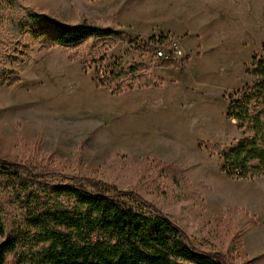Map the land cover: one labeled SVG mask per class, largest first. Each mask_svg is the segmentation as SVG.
<instances>
[{"label": "rangeland", "instance_id": "rangeland-1", "mask_svg": "<svg viewBox=\"0 0 264 264\" xmlns=\"http://www.w3.org/2000/svg\"><path fill=\"white\" fill-rule=\"evenodd\" d=\"M13 1L11 9L0 6V83L3 76L6 80L0 85V158L51 166L56 174L45 180L54 185H82L94 192L86 184L91 182L109 193L121 192L130 206L161 213L181 228L191 245L224 255L227 264H264V177L226 176L217 154L206 147L227 148L241 138L225 117V95L255 82L240 71L245 72L254 54H264V0L234 1L236 8L247 3L253 43L262 40L257 47L253 44L250 59L238 68L231 65V70H225L228 63H216L208 69L214 74L210 77L197 67L201 55H192L183 94L176 96L180 102L169 104L163 100L164 80L151 74L160 63L153 54L157 41L142 36L141 21L129 18L164 14L166 0ZM24 11L65 25L85 19L122 40L50 47L45 38L33 36L45 27L15 32L13 24L23 23ZM165 25L164 19L156 22L154 32ZM184 61L173 62L179 66ZM132 65L138 71L119 80L127 90L114 94L108 82L112 67ZM191 71L198 74L195 80ZM148 80L155 86L145 88ZM152 159L179 167L184 182L178 186L161 176L147 162ZM0 206L6 234L21 236L26 231L23 216L4 184ZM21 245L7 264H24Z\"/></svg>", "mask_w": 264, "mask_h": 264}, {"label": "trees", "instance_id": "trees-1", "mask_svg": "<svg viewBox=\"0 0 264 264\" xmlns=\"http://www.w3.org/2000/svg\"><path fill=\"white\" fill-rule=\"evenodd\" d=\"M13 2L0 0V6L11 9ZM23 17V23L13 24L15 32L24 27H45L33 36L36 40L45 38L50 47L70 48L89 39L122 40L120 34L85 19L65 25L30 11H24ZM111 21L115 22L114 18ZM164 40L163 36L149 39ZM171 66L178 67V63L158 64ZM138 68L112 67L108 82L114 85V94L127 90L119 80L135 74ZM244 73L255 82L225 95V117L235 123L241 138L227 148L206 145L217 154L221 172L236 180L264 177V54H254ZM3 77L0 85L6 83ZM16 82L14 79L10 85ZM154 86L152 80L144 84L145 88ZM147 162L174 184L184 182L179 167L155 159ZM54 174L51 166L38 162L0 158V188L4 184L10 189L26 230L21 236L13 231L7 235L0 206V264H7V257L16 254L21 243L26 249L24 264H227L224 255L191 245L181 228L161 213L130 206L121 192L109 193L91 182L86 184L94 192L82 185H54L45 180Z\"/></svg>", "mask_w": 264, "mask_h": 264}, {"label": "crops", "instance_id": "crops-1", "mask_svg": "<svg viewBox=\"0 0 264 264\" xmlns=\"http://www.w3.org/2000/svg\"><path fill=\"white\" fill-rule=\"evenodd\" d=\"M234 1L166 0L161 8L164 14L162 11H157L152 15L146 14L142 18L136 17L135 14L130 15L129 18L135 22L141 21L142 36L155 38L163 36L167 37L166 39L177 40L180 48L187 55L184 63L182 62L178 67L156 66L151 70L155 79L164 80L162 85H165L166 89L163 90V100L167 104L180 102V96L183 94L182 80L185 72L189 71L192 55H201L198 69L203 68L208 71L214 64L223 62L230 64L225 70H231V65L236 68L242 66L252 56L254 47L264 42L258 39L255 44L253 43L252 14L249 7L247 3L242 2L241 6L238 5L236 8ZM163 19L166 22V28L154 32L153 25L156 22L161 23ZM253 44L256 46L253 47ZM205 56L208 57L205 59ZM238 71L240 69L237 70V74H239ZM192 72L191 76L195 80L198 74ZM209 74L210 77L214 75L212 72ZM172 81L175 82L174 85L166 84ZM174 97L175 101L172 99Z\"/></svg>", "mask_w": 264, "mask_h": 264}, {"label": "built area", "instance_id": "built-area-1", "mask_svg": "<svg viewBox=\"0 0 264 264\" xmlns=\"http://www.w3.org/2000/svg\"><path fill=\"white\" fill-rule=\"evenodd\" d=\"M155 46V45H154ZM153 46L154 58L157 61H176L185 60L184 53L177 40L167 39L163 42H157Z\"/></svg>", "mask_w": 264, "mask_h": 264}]
</instances>
